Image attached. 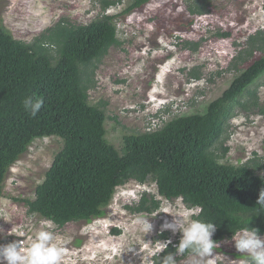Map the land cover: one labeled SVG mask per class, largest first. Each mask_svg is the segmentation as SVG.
<instances>
[{"label":"trees","instance_id":"obj_1","mask_svg":"<svg viewBox=\"0 0 264 264\" xmlns=\"http://www.w3.org/2000/svg\"><path fill=\"white\" fill-rule=\"evenodd\" d=\"M150 1L98 0L100 16L85 24L59 19L30 42L16 39L0 24V195L9 168L33 140L53 136L62 145L36 185L34 197L17 200L27 205L29 213L56 226L101 217L118 186L128 180L152 179L157 196L181 198L187 207L198 208L199 219L213 221L214 241L231 238L243 226L240 220L248 217V226L264 235V206L257 205L264 189V155L253 152L247 162L234 165L220 161L227 156L228 146H221V154L213 149L237 110L252 108L264 115L256 89H250L264 73V30L248 36L233 67L238 70L235 60L242 63L257 50L261 58L238 70L229 86L202 111L175 115L152 130L125 133L120 149L106 137L105 102L91 104L87 93L93 72L88 68L94 69L109 47L121 44L116 14L105 11L123 3L119 14L128 15ZM185 2L189 14L199 15L208 12L212 0ZM215 34L225 37L229 32ZM198 45L183 43L191 50ZM188 75L201 78L195 68ZM35 96L44 103L31 116L23 101ZM157 196L142 192L138 202L126 208L151 214L160 206ZM159 237L169 238L167 232ZM178 243L171 242L160 256L174 251Z\"/></svg>","mask_w":264,"mask_h":264},{"label":"rangeland","instance_id":"obj_2","mask_svg":"<svg viewBox=\"0 0 264 264\" xmlns=\"http://www.w3.org/2000/svg\"><path fill=\"white\" fill-rule=\"evenodd\" d=\"M185 1L151 0L129 15L119 14L123 3L105 11L116 14L121 44L109 47L95 68H88L93 72L87 93L91 104L105 102L106 137L117 149L125 133L152 130L175 115L202 111L229 86L239 69L252 62V58L243 63L235 60L238 70L233 67V59L247 46L248 36L264 30V0H212L208 12L199 15L189 14ZM101 14L98 0H0V24L16 39L26 42L59 19L85 24ZM216 31L229 35L217 36ZM185 40L199 42L197 49L183 46ZM261 54L257 50L253 57ZM194 68L201 78L189 77ZM82 77L84 80V74ZM250 89H256L259 102L264 104V74ZM166 101L174 102L166 112L156 115ZM61 145L57 137L36 138L9 168L0 195V245L20 239L30 243L36 230L47 228L49 220L29 213L27 205L17 198L34 197L36 185ZM221 146L229 150L220 161L234 165L247 162L253 152L264 155V118L252 108L237 110L214 144L216 153L221 154ZM142 192L157 196L155 181L128 180L118 186L104 215L89 222L70 221L62 226L53 223L48 230L65 247L62 264H151L157 241H164L160 233L167 232L171 242L179 241L181 233L161 232L164 221L172 220L167 212L193 214L198 209L187 207L181 198L157 196L160 206L148 214L153 229L144 234L136 220L147 213L126 208L135 205ZM20 230L26 232L25 237L15 236ZM219 244L215 252L228 260L241 255L232 237ZM178 264H185V257ZM224 264L230 262L225 260Z\"/></svg>","mask_w":264,"mask_h":264},{"label":"clouds","instance_id":"obj_3","mask_svg":"<svg viewBox=\"0 0 264 264\" xmlns=\"http://www.w3.org/2000/svg\"><path fill=\"white\" fill-rule=\"evenodd\" d=\"M255 53L256 51L250 57L252 62L239 69L240 71L247 69L252 63L261 58L262 54L253 57ZM173 102H164L162 105L164 108L161 107L162 109H158L161 112L155 114L160 116L161 113L170 109ZM43 103L42 97H26L23 106L29 115L35 116L43 107ZM255 113L264 118V115L258 112ZM257 205L264 206V189L259 193ZM167 213L172 217V220L164 221L161 225V232L164 230H170L173 234L179 232L181 238L174 251L168 252L162 257L160 253L167 249L171 240L157 241L155 250L151 253V257L154 258L151 260V264H178V257H185V264H224L225 260L230 264H264V236L259 234L258 229L248 226L250 217L246 220L241 219L240 223L243 226L233 232L232 235L234 247L241 255L234 260H228L223 254L215 252L220 244L212 239L216 231V225L213 221L199 219L200 211L193 214L186 212L177 214L172 210ZM149 217L151 215L142 214L136 220L138 229L144 234L153 229ZM46 224L47 228L36 230L35 234L29 238L30 243H25L24 239H20L13 240L6 245H0V264H62L65 247L61 243H57L55 233L48 230L54 227L53 222L49 220ZM15 236L23 238L26 236V232L20 230Z\"/></svg>","mask_w":264,"mask_h":264}]
</instances>
